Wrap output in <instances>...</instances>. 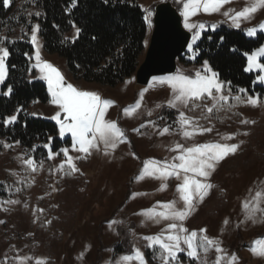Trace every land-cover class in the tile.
<instances>
[{
    "label": "rangeland",
    "instance_id": "1",
    "mask_svg": "<svg viewBox=\"0 0 264 264\" xmlns=\"http://www.w3.org/2000/svg\"><path fill=\"white\" fill-rule=\"evenodd\" d=\"M139 2L143 10L150 9L154 13L151 17L152 23L147 38L149 46L154 28L153 19L156 7L161 3L169 2L180 14L182 6L177 0H140ZM250 2L251 0H232L230 4L224 6L222 11L228 9L240 11L249 6ZM190 22L204 23L208 26V30L202 32L193 46L195 49L205 33H214L223 27H229L235 30H243L246 34L247 29L258 28L264 22V9L255 13L250 21H242L240 29L233 27L231 21L222 14H200L193 17ZM212 25H217L214 31L211 30ZM260 34H264V32H258L254 37L246 36L250 39H256ZM75 35L76 33L73 38ZM39 45L42 59L52 63L63 74L67 83H71L80 90L97 92L103 99L116 102L115 106L109 109L106 119L116 121L118 126L125 131L130 143L120 144L109 156H105L102 152H94L87 159L75 160L76 166L80 169L78 173L83 175L87 181V185L84 182L80 183L77 191L72 190L67 182H62L60 189L58 185L57 188H54V201L61 205L69 221L67 228L62 231L61 240L50 239L46 241L39 226L34 230L31 229L24 212L27 205L25 199L21 197L0 199V221H3L0 223V264H5V262L6 264H18L17 257H32L31 260L27 261V264H35L36 259L41 258L45 260L46 264H49V259H53V264H115L122 255L131 254L133 247H138L150 264L147 259V251L150 249L146 247V241L142 237L158 234L168 222H162L159 225L151 221L144 222V217L138 213L152 208L157 202L178 200L176 186L179 181L171 178L167 181V189L158 191L161 181L145 178L137 182L136 177L140 174L144 161L170 159L171 156L175 155L169 151L170 146L175 142L186 144V146L192 143L207 142L240 144L235 155H229L217 165L215 172L208 181L214 187L203 202H195V208L185 221V226L190 231L196 230L197 232L200 229H207V235L210 238L221 242L220 247L224 251L219 255L223 256L224 259L221 260L220 264H228V260L233 254L239 258L237 264H264V257L255 256L249 251L253 242L259 240L255 239L257 233L264 229V211H257L254 219H247L242 208L246 199L252 200L258 190L264 191V161L250 169H241L231 173L225 171L226 164L241 149L250 153L257 150V144L253 138L254 134H251L252 137L247 139L244 135L239 138V141L234 139L224 141L221 139V135L231 133L227 129L212 126V132L197 135L194 140L185 141L177 132L176 118L169 115L171 111L176 110L167 107L155 109L156 104H164L170 98V89L167 86L156 85L155 90H150L145 94L144 103L139 113L133 117H124L122 110L133 105L137 101L138 94L149 88L153 79L148 86H140L134 77L128 84L114 89H100L95 85L75 83L67 71L65 61L45 55L40 41ZM146 53L142 63L146 59ZM193 55L197 56L195 52L187 50L183 59H179L177 63L176 73L181 72L193 76L195 71L201 68L202 64L194 63L196 58L191 59ZM261 62L264 63V58L261 59ZM34 64L33 59V67ZM247 73L256 75V78L262 74L256 71ZM39 76L40 73L36 69V78L47 86L45 81L38 78ZM256 84L264 87L257 82ZM260 109L261 106H246L241 112L245 119L253 121L258 118ZM147 110H153V114L148 116ZM182 110L187 115L188 109ZM57 111L58 108L53 106L50 101L46 104L35 103L28 108L30 116L54 122L56 125L57 123L51 117ZM33 113L38 115H33ZM150 120L155 121L156 127L160 129L172 125L170 129L172 134L160 136L156 128L152 126L142 128L140 134L134 131L141 124L147 125ZM57 126L59 127V125ZM68 138L70 136L66 135L63 140ZM246 140L248 143L245 145L244 141ZM67 147L71 149V146ZM13 153L20 159L22 153L19 150H14ZM69 155L76 157L82 154L70 151ZM52 160L56 169L63 163L58 160V156ZM133 193L146 195L132 198ZM221 194L224 197L222 196L220 201L215 203L216 198L221 197ZM8 200H17L19 203H3ZM211 202H213L212 206L207 209V205ZM259 203L260 208L264 209V196L261 197ZM177 207L182 208L183 202L178 201ZM113 220L118 223L109 227V223ZM226 220L228 221L227 224L224 223ZM247 243L250 244V247L240 246L247 245ZM50 249L53 251L52 255L49 253ZM81 253H83L82 258H80ZM217 255L214 248L206 255L202 250L200 251L201 259L205 260L206 264H216ZM183 256L186 255L181 253L182 264H195L189 258L184 260Z\"/></svg>",
    "mask_w": 264,
    "mask_h": 264
},
{
    "label": "trees",
    "instance_id": "2",
    "mask_svg": "<svg viewBox=\"0 0 264 264\" xmlns=\"http://www.w3.org/2000/svg\"><path fill=\"white\" fill-rule=\"evenodd\" d=\"M139 1L108 0L105 3V0H78L73 8L71 0H12L9 7H4L3 0H0V37L7 38L4 44L10 51L7 61L9 75L4 85H0V142L15 145L5 148L0 143V199H25L27 205L24 212L29 225L32 230L39 226L46 241L61 240L62 231L69 225L61 205L54 201V188L58 185L60 189L62 182H67L72 190L77 191L79 184L84 182L87 185V181L78 172L65 174L57 171L53 160L47 158L48 150L43 145L51 143L53 151L59 152L61 148L71 146L70 138L61 139L59 127L54 122L28 114L31 105L46 104L51 99L45 83L36 78L33 59H29L35 53L29 43L31 27L40 25L38 39L43 53L65 61L75 83L114 89L128 84L135 77L148 48L150 30ZM73 22L81 30L79 37H74L75 43H72L75 34ZM263 44L264 34L250 39L243 30L223 27L203 35L195 47L197 56L194 63L208 61L219 73L220 80L231 82L234 95L236 89L244 88L248 94H259L264 98V87L256 84V75L244 70L247 67L245 53L251 54ZM7 87L13 88L11 96L4 94ZM206 103L209 106L211 101ZM245 107L240 105L231 111H214L207 120L202 118L207 115L203 107L187 112L188 117L196 118L203 127L215 126L237 134L234 139L237 141L244 136L242 133H248L246 139L254 134L257 150L250 153L241 149L226 164L225 171L228 173L250 169L264 161V104H261L258 118L250 124L241 123L245 119L241 110ZM13 114H18V121L5 125L4 119ZM169 115L176 118L177 112L171 111ZM49 137H52L50 142ZM247 143V140L244 141L245 145ZM14 150L22 153L20 159L14 155ZM21 157L25 160L34 158L38 170L31 172L22 164ZM64 159L61 153L58 160L64 162ZM40 161H43L42 166H39ZM67 168L65 164V170ZM222 196L217 197V201L214 199L215 203ZM212 204L209 203L206 208L210 209ZM263 237L264 229L257 233L255 239ZM240 246L250 247V244ZM49 253L53 254L52 249ZM182 258L188 260L186 256ZM147 259L150 264H160L151 250L147 251ZM50 260L49 264H53V259Z\"/></svg>",
    "mask_w": 264,
    "mask_h": 264
},
{
    "label": "snow or ice",
    "instance_id": "3",
    "mask_svg": "<svg viewBox=\"0 0 264 264\" xmlns=\"http://www.w3.org/2000/svg\"><path fill=\"white\" fill-rule=\"evenodd\" d=\"M107 2L108 0H105V3ZM177 2L182 6L180 15L183 17L184 27L189 33H192V43L188 45L189 52L195 51L193 46L202 35V32L208 30V26L204 23L190 22L193 17L200 14H222L231 21L233 27L240 29L242 21H250L255 13L260 9H264V0H251L249 6L240 11L234 9L222 11L224 6L230 4L232 0H177ZM11 3L12 0H3L4 7H9ZM77 3L78 0H71L73 8L77 6ZM144 12V20L151 27V17L154 13L150 9H144ZM36 15L39 16L40 13L37 12ZM72 27L75 28V38H78L81 30L76 27L74 22ZM216 27L217 25H212L211 30L214 31ZM39 30V24L32 25L29 43L32 44L35 53L34 57L29 56V59H34V67L40 73L38 78L47 84V91L51 97L50 103L58 108V111L51 117L59 125L58 135L61 139H64L66 135L70 136L71 143V149L64 147L59 152L53 151L51 143H46L43 147L48 150V159H54L61 153L63 154L64 162L59 165L57 171L73 174L80 171L75 160L87 159L94 152H102L105 156H109L120 144L130 142L127 140L125 131L118 126L116 121L106 119L109 109L115 106V101L103 99L97 92L80 90L71 83H67L63 74L52 63L42 59L38 41ZM258 32H264V22L258 28L247 29L246 35L254 37ZM75 38H73L72 43H75ZM6 39V37H0V85H4L10 69L7 62L10 51L4 44ZM245 56L247 67L244 70L246 72L256 71L262 73L257 76L256 82L264 85V63L261 62V59L264 58V46L257 48L251 54L245 53ZM195 58V55L191 57V59ZM156 85L160 87L167 86L170 89V98L164 104H156L155 109L167 107L178 112L175 124L178 125V134L185 141L194 140L197 135L210 133L213 128L203 127L196 118L188 117L182 109L195 110L203 107L207 115L202 118L207 120L214 114V111L218 113L223 110L231 111L240 105L259 107L264 104V98L261 95H250L248 90L244 88L236 89L234 95L231 82L220 80L219 73L211 68L208 61H203L201 68L196 70L193 76L177 72L174 75L165 77H154L149 88L141 91L138 94L137 101L122 110V115L124 117L137 115L143 106L145 94L150 90H155ZM12 92L13 88L7 87L4 94L11 96ZM209 100L211 106L206 103ZM152 114L153 110H147L148 116ZM33 115L38 114L33 113ZM62 116L63 119H61ZM17 121L18 114H13L6 117L3 123L12 125ZM241 123L250 124L254 121L244 119ZM146 126L156 128L160 136L172 134L170 131L172 125L160 129L156 127V122L151 120L148 121L147 125L141 124L134 131L140 134V130ZM242 134L248 135L247 132ZM236 135L234 133L222 134L221 139L224 141L233 140ZM48 140L50 142L52 137H49ZM16 144L18 145L19 142L17 141ZM14 146L13 144L3 143L5 148ZM239 148L240 144L220 142L192 143L187 146L175 142L169 148L170 152L175 153L170 159H149L143 162L144 166L136 177L137 182L145 178L156 179L161 181L158 191H164L168 187L167 181L169 179L175 178L179 181L176 186L178 200L157 202L152 208L138 213V215L144 217V222L151 221L157 225L168 222L166 227L158 234L142 237L146 241V247L152 251L153 256L160 260V264H182L181 253L185 254L195 264H206V261L201 259L200 251L202 250L206 255L213 248L218 254L216 264H220L221 260L224 259L223 256L219 255L224 251L220 247L221 242L219 240L210 238L207 235V229H200L199 232L196 230L190 231L185 226V221L192 214L195 202H203L209 191L214 187L208 181L215 172L217 165L229 155H235ZM70 151L82 155L73 157L69 155ZM133 155L135 156V154ZM21 162L31 172L38 170V164L34 158L29 157L25 160L21 157ZM42 164L43 161H40L39 166H42ZM65 164L68 166L67 170H65ZM139 195L146 194L133 193L132 198ZM262 196H264V191L258 190L252 200L246 199L243 202L242 208L247 219H254L257 211H264L260 208L259 203ZM178 201L183 202L182 208L177 207ZM3 203L17 204L19 201L8 200ZM0 223H3V221H0ZM116 223L118 222L115 220L111 221L109 227ZM224 223L227 224L228 221L226 220ZM249 251L255 256L264 257V239L254 241ZM82 257L83 253L80 255V258ZM31 259L32 257H17L18 264H27V261ZM238 259L233 254L229 258L228 264H237ZM35 264H46V262L41 258L36 259ZM115 264H148V262L143 252L138 247H133L131 254L122 255Z\"/></svg>",
    "mask_w": 264,
    "mask_h": 264
},
{
    "label": "water",
    "instance_id": "4",
    "mask_svg": "<svg viewBox=\"0 0 264 264\" xmlns=\"http://www.w3.org/2000/svg\"><path fill=\"white\" fill-rule=\"evenodd\" d=\"M153 24L146 59L136 75L140 86H148L154 77L175 74L178 59L187 52L192 41L181 15L169 2L156 7Z\"/></svg>",
    "mask_w": 264,
    "mask_h": 264
}]
</instances>
